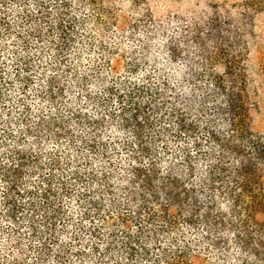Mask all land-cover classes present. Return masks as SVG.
I'll return each mask as SVG.
<instances>
[{"label":"trees","instance_id":"16d2710c","mask_svg":"<svg viewBox=\"0 0 264 264\" xmlns=\"http://www.w3.org/2000/svg\"><path fill=\"white\" fill-rule=\"evenodd\" d=\"M230 1L120 26L106 0H0V264H264L259 0Z\"/></svg>","mask_w":264,"mask_h":264},{"label":"rangeland","instance_id":"374dc122","mask_svg":"<svg viewBox=\"0 0 264 264\" xmlns=\"http://www.w3.org/2000/svg\"><path fill=\"white\" fill-rule=\"evenodd\" d=\"M111 11L117 15L120 26H125L132 10L139 6L155 7L161 12H179L188 14L214 5L215 0H106ZM223 5L227 0H217ZM230 1V0H229ZM231 2V1H230ZM256 4L254 20L248 28L246 37L242 40V49L238 53L239 59H244L243 65L247 75V105L249 116L254 129L264 135V0ZM235 4V2L232 3ZM244 41V42H243ZM263 187V186H262ZM250 200L249 193L243 199ZM259 202L264 204V187ZM264 225V213L257 214Z\"/></svg>","mask_w":264,"mask_h":264}]
</instances>
